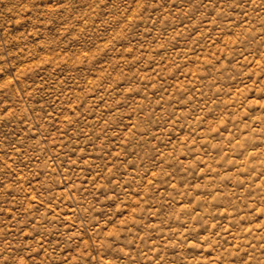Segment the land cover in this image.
Masks as SVG:
<instances>
[{"label":"rangeland","instance_id":"1","mask_svg":"<svg viewBox=\"0 0 264 264\" xmlns=\"http://www.w3.org/2000/svg\"><path fill=\"white\" fill-rule=\"evenodd\" d=\"M0 264H264V0H0Z\"/></svg>","mask_w":264,"mask_h":264}]
</instances>
